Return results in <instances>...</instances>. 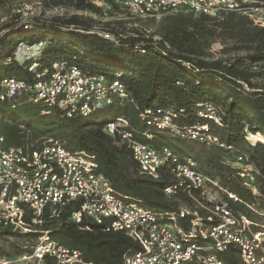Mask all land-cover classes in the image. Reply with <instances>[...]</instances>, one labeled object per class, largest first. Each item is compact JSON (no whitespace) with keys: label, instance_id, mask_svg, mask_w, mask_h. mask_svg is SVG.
<instances>
[{"label":"trees","instance_id":"16d2710c","mask_svg":"<svg viewBox=\"0 0 264 264\" xmlns=\"http://www.w3.org/2000/svg\"><path fill=\"white\" fill-rule=\"evenodd\" d=\"M98 1L111 4L113 0ZM43 3L47 7L61 5L103 14L102 6L93 0H43ZM145 19L142 26L151 29L148 34L121 21L124 29L110 28L118 42L90 32L91 25L78 15L6 23L0 31V79L13 76L31 81L34 78L33 70L29 69L31 62L19 63L13 53L19 42L42 43L47 36L49 43L34 58L36 71L63 61L83 72L120 81L125 97H115L87 113L77 111L71 115L42 101L0 100V132L5 143L40 148L50 139L57 140L68 150L95 154L97 171L128 200L158 211L174 212L181 203L192 206L182 187L173 195L164 193L166 187L177 182L169 162L161 166L158 178L143 175L120 135L107 132V123L125 117L129 122L126 128L137 140L157 149L166 146L171 152L170 159L177 162L191 159L197 172L234 195L235 200L221 193L235 214H244L254 229L264 231V81L252 82L255 74L244 65L243 58L226 63L208 59L205 54L213 42L228 37L251 45L252 52L246 56L250 63L263 61L264 27L253 25L246 16L233 12L215 17L176 12L159 19ZM123 32L125 37L119 36ZM206 103L213 106L217 122L199 114ZM167 109L176 113L172 118L174 124L205 127L203 133L215 141L200 142L147 123ZM252 121L253 125L248 124ZM249 134L259 135V139L253 140ZM168 135L183 141L186 148L169 141ZM236 155H242L252 166L255 193L243 183L234 163ZM80 204L79 200H72L58 217L45 215L37 231L21 232L0 226V256L30 254L40 231H47L52 240L78 249L85 260L99 264H122L125 254L138 249V244L123 231L107 229L106 221L98 224L84 216L80 222L72 221L71 213ZM220 257L225 264H240L234 244H229ZM41 264L58 263L54 256L46 254Z\"/></svg>","mask_w":264,"mask_h":264},{"label":"built area","instance_id":"2783aa9c","mask_svg":"<svg viewBox=\"0 0 264 264\" xmlns=\"http://www.w3.org/2000/svg\"><path fill=\"white\" fill-rule=\"evenodd\" d=\"M108 6L126 26L141 29L146 34L151 29L143 27L141 19L176 12L211 17L233 12L246 16L253 25L264 27V0H113ZM90 30L113 40L111 32L95 27ZM125 35V32L119 34ZM20 45L25 46L20 42L13 58L19 63L31 62L29 69L33 70L34 78L31 81L13 76L1 78L0 100L42 101L55 104L71 115L77 111L87 113L110 103L115 97H125L120 81L83 72L63 61L36 71L34 58L41 43L27 44L23 52H19ZM199 114L218 121L209 103ZM175 116V112L167 109L162 116L147 123L169 128L182 137L200 142L215 141L203 133L205 127L174 124L172 118ZM128 124V120L120 116L107 123L105 129L120 135L139 173L158 178L161 166L169 162L177 182L166 187L164 193L170 196L182 187L192 206L181 203L174 212L146 207L114 190L97 171L95 154L68 150L61 142L51 139L40 148L7 145L0 132V226L21 232L37 231L45 215L56 218L63 207L72 200H79V209L71 213L72 221L80 222L83 216L98 224L106 221L107 229L123 231L138 244V249L124 255L122 264H225L220 254L229 244L237 247L240 264H264V231L254 229L244 214H235L228 207L226 198L235 200L234 195L197 172L191 159L177 162L170 159L171 152L166 146L157 149L137 140L126 128ZM234 163L243 183L255 193L252 166L242 155H236ZM219 192L227 197L217 195ZM40 232L30 254L0 256V264H41L46 254L54 256L58 264H99L85 260L78 249L52 240L47 231Z\"/></svg>","mask_w":264,"mask_h":264},{"label":"rangeland","instance_id":"374dc122","mask_svg":"<svg viewBox=\"0 0 264 264\" xmlns=\"http://www.w3.org/2000/svg\"><path fill=\"white\" fill-rule=\"evenodd\" d=\"M103 8V14L98 15L95 13H88L86 11H78L73 7L67 6H45L43 0H0V31L3 26L8 22H25L34 18H39L43 21H50L55 17L67 19L72 15H78L84 18L86 24L91 25L104 32H111L110 28L122 30L123 26L121 19L117 18L115 10H111L107 3L93 0ZM160 17L156 18L159 19ZM134 20V19H132ZM146 19H141V23ZM121 21V22H120ZM143 24V23H142ZM126 27V26H125ZM124 29V28H123ZM24 45H20V51L23 52L27 45V41H22ZM20 43V42H19ZM18 43V44H19ZM49 43V38L46 36L41 43L38 52ZM251 45L238 41L233 38H221L213 42L206 50L205 54L208 59H221L223 62L230 63L236 58H243V63L247 66L248 70L255 74L252 77V82L264 81V60L250 63L246 58L251 54ZM38 54V53H37ZM35 55V57L37 56ZM100 121V120H99ZM248 124L253 125V121ZM169 141L178 142L180 146L185 149L186 145L183 141H176L174 137L168 135ZM221 196V193H217ZM7 250V247H5Z\"/></svg>","mask_w":264,"mask_h":264},{"label":"water","instance_id":"95a60500","mask_svg":"<svg viewBox=\"0 0 264 264\" xmlns=\"http://www.w3.org/2000/svg\"><path fill=\"white\" fill-rule=\"evenodd\" d=\"M89 31H90V32H94V31H91V30H89ZM110 36L112 37L113 41H114V40L117 41V42L119 41L115 35H111V34H110Z\"/></svg>","mask_w":264,"mask_h":264},{"label":"bare ground","instance_id":"6f19581e","mask_svg":"<svg viewBox=\"0 0 264 264\" xmlns=\"http://www.w3.org/2000/svg\"><path fill=\"white\" fill-rule=\"evenodd\" d=\"M251 139H253V140L259 139V135H252Z\"/></svg>","mask_w":264,"mask_h":264}]
</instances>
